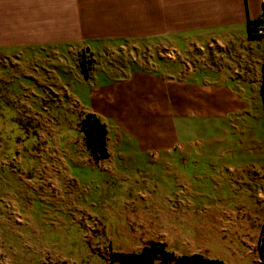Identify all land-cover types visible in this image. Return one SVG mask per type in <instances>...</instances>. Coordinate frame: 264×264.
I'll use <instances>...</instances> for the list:
<instances>
[{
	"label": "rangeland",
	"instance_id": "obj_1",
	"mask_svg": "<svg viewBox=\"0 0 264 264\" xmlns=\"http://www.w3.org/2000/svg\"><path fill=\"white\" fill-rule=\"evenodd\" d=\"M126 41H83L96 52H85L81 65L75 52L0 54V197L5 191L21 211H51L39 192L23 184L34 179L29 150L41 154L49 147L41 159L59 146L57 159L65 165L59 174L79 209L71 218L91 226L98 243H90L103 264H112L113 251L134 252L121 241L135 232L144 236L154 224L156 236L162 227L166 231L159 238L176 256L199 252L229 264H261L264 188L249 183L240 169L250 163L247 149L253 146L264 171V112L254 106L251 117L198 120L201 110L184 99L171 116L163 95L161 100L159 73L148 70L143 42L137 53L119 48L129 47ZM87 112L108 129L109 157L98 162L84 142ZM161 129L168 134L163 144ZM215 142L231 145L227 158L214 156ZM161 144L168 147L160 151ZM11 204L0 199V206ZM3 245L0 234V254Z\"/></svg>",
	"mask_w": 264,
	"mask_h": 264
},
{
	"label": "crops",
	"instance_id": "obj_2",
	"mask_svg": "<svg viewBox=\"0 0 264 264\" xmlns=\"http://www.w3.org/2000/svg\"><path fill=\"white\" fill-rule=\"evenodd\" d=\"M262 16L264 0H0V54L42 48L54 55L75 52L81 65L85 52H96L83 41L127 40L130 46L119 48L137 53L143 49L148 70L154 67L158 71L161 100L163 95L171 116L177 115V103L185 99L191 108L201 110L199 114L191 110L198 120L241 119L251 117L254 106L264 112V39L249 31V23ZM166 133V129L160 130L162 144L168 138ZM162 144L160 151L168 147ZM210 147L214 156L225 159L231 145L215 142ZM48 149H40L41 154L29 150L34 179H24L23 186L39 192L40 201L50 203L52 210L21 211L11 204L10 197H5V191L1 192V201L6 198L11 206H0L4 240L0 264H103L91 245L98 243L89 234L91 226L80 218H71L79 209L71 204L64 176L59 174V166H65L63 159H57L61 158L59 146L53 154L39 158ZM247 151L252 158L240 172L262 189L264 171L255 162L254 147ZM39 214L43 216L37 218ZM157 228L154 224V230L144 236L136 232L129 235L130 239L121 241L122 246L137 248L130 253L140 252L152 242L165 243L168 248L165 238H159L166 231L162 227L156 236ZM241 228L238 225L235 229ZM72 232L76 240H72Z\"/></svg>",
	"mask_w": 264,
	"mask_h": 264
},
{
	"label": "trees",
	"instance_id": "obj_3",
	"mask_svg": "<svg viewBox=\"0 0 264 264\" xmlns=\"http://www.w3.org/2000/svg\"><path fill=\"white\" fill-rule=\"evenodd\" d=\"M261 18L256 22L249 23V31L252 35H254L255 27ZM90 63L88 61L89 65ZM262 93L264 96V82ZM81 128L92 159L98 162L109 157L107 145L108 129L102 120L96 114L87 113L81 121ZM258 248L261 264H264V228ZM110 257L111 263L116 264H226L223 260L211 259L201 253L176 256L175 253L167 248L165 243L161 242H152L137 253L111 252Z\"/></svg>",
	"mask_w": 264,
	"mask_h": 264
},
{
	"label": "built area",
	"instance_id": "obj_4",
	"mask_svg": "<svg viewBox=\"0 0 264 264\" xmlns=\"http://www.w3.org/2000/svg\"><path fill=\"white\" fill-rule=\"evenodd\" d=\"M255 29L256 31L253 34L264 39V16L261 18Z\"/></svg>",
	"mask_w": 264,
	"mask_h": 264
}]
</instances>
